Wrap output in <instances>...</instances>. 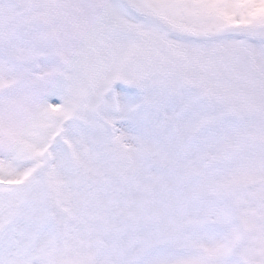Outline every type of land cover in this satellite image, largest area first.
<instances>
[{
  "label": "snow or ice",
  "instance_id": "6c2138e0",
  "mask_svg": "<svg viewBox=\"0 0 264 264\" xmlns=\"http://www.w3.org/2000/svg\"><path fill=\"white\" fill-rule=\"evenodd\" d=\"M0 264H264V0H0Z\"/></svg>",
  "mask_w": 264,
  "mask_h": 264
}]
</instances>
